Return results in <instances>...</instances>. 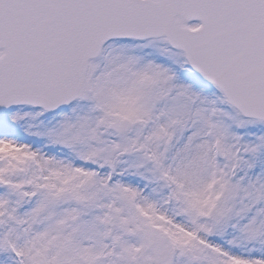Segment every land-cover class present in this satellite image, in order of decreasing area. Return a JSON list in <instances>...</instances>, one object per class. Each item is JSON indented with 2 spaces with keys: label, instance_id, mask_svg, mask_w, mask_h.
Masks as SVG:
<instances>
[{
  "label": "snow or ice",
  "instance_id": "6c2138e0",
  "mask_svg": "<svg viewBox=\"0 0 264 264\" xmlns=\"http://www.w3.org/2000/svg\"><path fill=\"white\" fill-rule=\"evenodd\" d=\"M0 264H264V0H0Z\"/></svg>",
  "mask_w": 264,
  "mask_h": 264
}]
</instances>
